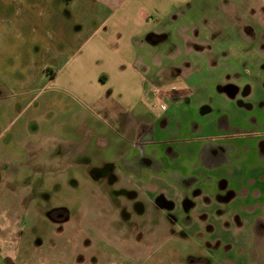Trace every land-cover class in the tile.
Masks as SVG:
<instances>
[{
    "label": "crops",
    "instance_id": "crops-1",
    "mask_svg": "<svg viewBox=\"0 0 264 264\" xmlns=\"http://www.w3.org/2000/svg\"><path fill=\"white\" fill-rule=\"evenodd\" d=\"M59 1L64 9L60 12L68 19L60 21L57 14L47 17L41 23L40 38L31 44L47 69L45 84L51 89L47 104L60 108L68 97L70 102L100 115L99 122H111V126L123 129L125 141L133 144L126 160L137 164V169L127 171L144 175L148 169V175L163 176L166 182L167 176L176 191L187 194L189 199L182 203L185 211H177L181 228L175 231L182 235L179 240H193L199 256L209 259L208 264H264V74L199 80L196 86L209 88L212 94L197 99L189 113L179 96L187 89L191 93L201 90L191 84L193 76L177 70L187 62L177 63L178 47L172 52L168 42L160 43L155 20H150L166 17L175 2ZM187 40L192 48L193 41ZM202 42L197 40L195 47H208ZM259 44V56L264 58V43ZM189 47L184 46V52ZM156 80L164 82L155 84ZM254 89L258 95L253 94ZM163 91L166 103L159 98L158 108L151 106L158 113L146 120V113L151 112L146 110L148 94ZM173 97L178 100L169 104ZM183 107L186 115L171 124L180 132L171 138L173 143L188 145L157 148V140L165 137L159 133L161 128L170 123L165 113L169 111L168 118H176L174 113ZM165 154L170 166L161 162ZM175 157L178 166L171 164ZM173 205L179 207L180 203L175 199ZM52 208L55 206L42 208L43 218L53 226V231L44 232L39 239L43 250H13L15 235L0 233V264L160 262L156 257L160 245L152 250L150 234L143 233V218L141 222L130 221L128 216L105 217L113 231H101L104 241L92 235L83 239L62 226L71 216H48ZM128 225L132 230H127ZM227 225H233V233L227 231ZM81 242H89V248L80 247ZM171 248L177 257L193 253L192 242ZM180 264H195V260Z\"/></svg>",
    "mask_w": 264,
    "mask_h": 264
},
{
    "label": "rangeland",
    "instance_id": "rangeland-1",
    "mask_svg": "<svg viewBox=\"0 0 264 264\" xmlns=\"http://www.w3.org/2000/svg\"><path fill=\"white\" fill-rule=\"evenodd\" d=\"M170 1L175 4L169 3L166 17L150 20L156 21L160 43L168 42L172 52L178 47L177 63L187 64L176 68L194 77L190 81L193 86L201 79L213 82L226 75L252 78L256 73L264 74V58L258 53L259 43H264V0ZM59 2L0 0V233L15 235L13 250L42 249L39 239L44 232L53 231L42 213L48 205L55 206L48 216H71L62 226L83 239L92 235L104 241L101 231H113L105 217L143 218V233L150 234L152 250L160 245L156 257L161 259L156 264L188 263L190 258L195 264H208L206 256H199L195 242L179 240L182 235L175 231L181 228L177 211H185L182 203L189 199L187 194L176 191L167 176L166 182L163 176L148 175V169L144 175L127 171L137 169V164L126 160L133 144L125 141L123 129L111 126V122H99L100 115L70 102L68 97L60 108L47 104L51 93L45 84L47 69L31 44L40 38L41 23L47 17L57 14L60 21L68 19L60 12L64 9ZM187 39L194 47H189ZM199 39L208 47L196 48ZM184 46L189 47L188 52ZM160 82L164 81L156 80L155 84ZM198 89L201 91L192 93L187 89L178 98L186 103L189 113L197 99L212 94L209 88ZM165 95L148 94L146 110L151 112L146 113V120L158 113L151 106L158 108L159 98L166 103ZM170 99L169 104L178 100ZM174 115L176 118L171 119L169 111L165 113L170 123L161 128L159 133L165 137L157 140V148L188 145L173 143L171 138L180 132L171 124L186 115L184 107ZM178 160L172 158V166L180 165ZM161 162L170 166L167 154ZM175 199L179 207L173 205ZM126 228L132 230V225ZM226 228L233 233V225ZM186 242H192V254L177 257L170 250ZM88 244L81 242L79 246Z\"/></svg>",
    "mask_w": 264,
    "mask_h": 264
}]
</instances>
